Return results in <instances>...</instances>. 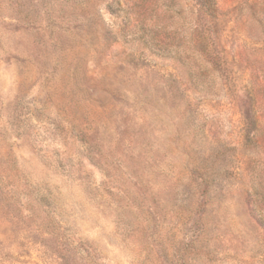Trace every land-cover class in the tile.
Segmentation results:
<instances>
[{
  "label": "rangeland",
  "instance_id": "1",
  "mask_svg": "<svg viewBox=\"0 0 264 264\" xmlns=\"http://www.w3.org/2000/svg\"><path fill=\"white\" fill-rule=\"evenodd\" d=\"M0 264H264V0H0Z\"/></svg>",
  "mask_w": 264,
  "mask_h": 264
}]
</instances>
